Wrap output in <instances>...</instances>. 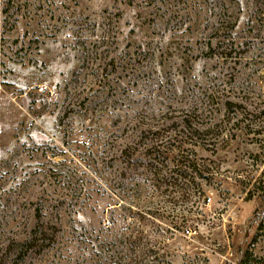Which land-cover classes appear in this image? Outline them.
Instances as JSON below:
<instances>
[{
    "label": "rangeland",
    "instance_id": "1",
    "mask_svg": "<svg viewBox=\"0 0 264 264\" xmlns=\"http://www.w3.org/2000/svg\"><path fill=\"white\" fill-rule=\"evenodd\" d=\"M138 232L112 255L264 264V0H0V264Z\"/></svg>",
    "mask_w": 264,
    "mask_h": 264
},
{
    "label": "trees",
    "instance_id": "2",
    "mask_svg": "<svg viewBox=\"0 0 264 264\" xmlns=\"http://www.w3.org/2000/svg\"><path fill=\"white\" fill-rule=\"evenodd\" d=\"M153 158H154V160L156 159L154 154H153ZM185 165L186 164H184V167H186ZM145 166H147L149 168V173H150V176H151L150 179L152 180L153 183L158 184L159 180L168 179V178L170 179L171 177H173V169H168L167 168V170L169 171L168 175H170V176L168 178H165V176L162 174V169L158 168L156 165H154L153 162L145 163ZM171 174H172V176H171ZM176 176H177V178H184L185 177L184 172H182V171L177 172ZM168 185H174L175 187H178L182 191L185 190L182 187L180 182L178 184H176L175 182H172V183L169 182ZM154 187H155V184H154ZM48 235L49 234H48V229L47 228H45L43 226H37L36 228H33V229L30 230V232L28 233V236L23 241H20V242L16 243L17 244V248H20V252L22 250H25V251L29 250L32 247L30 245V243H35V242H39V241L43 242ZM140 238H141V234H140V232H138L133 237H130V236L121 237L119 239V241H118V246L120 245L121 248L115 246L116 243H114V247L115 248L112 250L111 247H108V246L104 245V243L107 242V241H101L100 244L98 243L97 245L94 246V249H96V251L97 250L100 251V249H102L105 252H111V255L113 254V252L115 250H119V251H122V253H124L127 250V245H125V241H129L133 246H136L138 244V242L140 241ZM127 256L128 255H126V257L124 256L123 258L122 257L118 258L117 256L116 257L113 256L112 257L113 260H114L113 264H133V262L134 263H140L137 260V258H139V256L136 254V251L132 252L131 257H127Z\"/></svg>",
    "mask_w": 264,
    "mask_h": 264
}]
</instances>
